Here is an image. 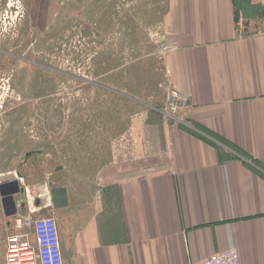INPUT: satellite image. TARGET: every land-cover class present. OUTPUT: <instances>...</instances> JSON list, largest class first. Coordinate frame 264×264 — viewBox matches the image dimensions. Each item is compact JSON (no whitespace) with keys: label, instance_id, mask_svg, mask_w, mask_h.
I'll use <instances>...</instances> for the list:
<instances>
[{"label":"crops","instance_id":"1","mask_svg":"<svg viewBox=\"0 0 264 264\" xmlns=\"http://www.w3.org/2000/svg\"><path fill=\"white\" fill-rule=\"evenodd\" d=\"M233 15L232 0H167L162 11L166 81L199 131L161 108L140 114L92 182L16 177L5 224L29 207L53 216L63 264H195L230 245L238 264H264V19L235 29ZM61 186L67 204L54 208Z\"/></svg>","mask_w":264,"mask_h":264},{"label":"rangeland","instance_id":"2","mask_svg":"<svg viewBox=\"0 0 264 264\" xmlns=\"http://www.w3.org/2000/svg\"><path fill=\"white\" fill-rule=\"evenodd\" d=\"M166 2L0 0V177L92 182L133 119L158 113L168 41L150 35ZM5 222L0 197V264Z\"/></svg>","mask_w":264,"mask_h":264},{"label":"built area","instance_id":"3","mask_svg":"<svg viewBox=\"0 0 264 264\" xmlns=\"http://www.w3.org/2000/svg\"><path fill=\"white\" fill-rule=\"evenodd\" d=\"M150 37L156 43H160V40L167 41L163 33L151 34ZM172 49L173 46L169 43L164 44L160 55L164 56ZM167 87L165 105L159 110L161 116L172 122L196 129L180 115V112L186 109L187 95L168 84ZM233 152L237 154V152ZM37 212L35 207H29L26 215L14 218L16 232L7 237L5 264H63L56 219L50 215H35ZM30 237H34L35 245L29 241ZM238 262V251L234 245H230L226 250L208 256L195 264H238Z\"/></svg>","mask_w":264,"mask_h":264},{"label":"water","instance_id":"4","mask_svg":"<svg viewBox=\"0 0 264 264\" xmlns=\"http://www.w3.org/2000/svg\"><path fill=\"white\" fill-rule=\"evenodd\" d=\"M234 7L233 22L235 29L240 27L241 20L264 19V0H232ZM20 184L13 174L0 177V197L5 216L11 217L17 214L16 196L20 194ZM53 207L61 208L67 204V189L64 186L51 190Z\"/></svg>","mask_w":264,"mask_h":264}]
</instances>
